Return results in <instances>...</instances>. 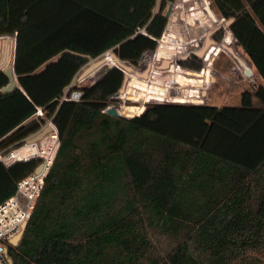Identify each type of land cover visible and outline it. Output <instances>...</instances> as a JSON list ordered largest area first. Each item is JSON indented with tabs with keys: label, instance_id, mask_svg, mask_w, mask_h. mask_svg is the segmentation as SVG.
<instances>
[{
	"label": "trees",
	"instance_id": "1",
	"mask_svg": "<svg viewBox=\"0 0 264 264\" xmlns=\"http://www.w3.org/2000/svg\"><path fill=\"white\" fill-rule=\"evenodd\" d=\"M174 1L160 0L156 12L158 0H0V36L16 34L21 85L2 92L10 79L0 71V149L42 128L39 107L59 138L9 249L13 264H264V0H212L234 18L230 30L261 79L239 106L157 103L114 116L104 109L123 84L119 67L73 85L80 100L63 99L91 58L112 50L137 64L155 50ZM41 162L0 163V203Z\"/></svg>",
	"mask_w": 264,
	"mask_h": 264
},
{
	"label": "rangeland",
	"instance_id": "2",
	"mask_svg": "<svg viewBox=\"0 0 264 264\" xmlns=\"http://www.w3.org/2000/svg\"><path fill=\"white\" fill-rule=\"evenodd\" d=\"M209 2L215 13L219 15L215 3L212 0H209ZM171 3H173V9L171 14L167 17L169 21V23L167 22L168 29L165 32L166 35L165 33L163 34V37L165 35L166 38H168L169 40L164 41V39H162L163 37L161 38L162 40L158 41L157 39L158 47L156 48L158 49L164 47L165 51H163V53L161 51H158L159 49L156 51L149 50L143 55L144 58L141 59L139 62H137V64L128 61L130 65L134 66L132 71H128L125 68L121 67L118 64V62L111 57L112 61L108 62L107 59V61L104 62L97 70H94L92 72V76L90 78L88 77V75L82 77L83 71L93 62L103 57L107 58V56H105L106 54L105 53L96 58H91L90 61L76 74V76L73 78L72 83L75 86H79V87L90 85L94 83L96 80H98L109 69L113 67H119L124 71L125 75L129 76V81H128L129 83L126 85L125 92L123 93L117 92L110 98V101L105 109L109 111V109L113 107L118 111V113L120 114L119 116L127 117V118L143 114L148 108H150L151 106L157 103H173V104H184V105L211 103V101L207 96H205L206 100L203 99L200 103H195L194 101H190V99H193L194 98L193 96L195 95L193 93V86H202L203 77L204 78L209 77L211 71V65L209 64H207L205 68L202 67L203 69L201 68V71L195 72L187 68L184 69L183 66L177 65L175 61L174 63H171V66H169V68L159 69L158 70L159 72H155L149 78H145L141 75H137V72L143 73L148 68V66L152 64L151 62H153V64H159L162 59H177L179 55L187 53L186 52L187 48H190V50L194 49L196 43L195 41L197 38L196 36L192 35L193 37L192 36L190 37L189 35L186 36L183 35V37H181L180 35H178V34H182L181 32L179 31H177L178 33L175 32L176 25L179 23L180 19L188 18L190 22H193V20L191 19L192 16L193 18L200 17L201 19L202 17H205L207 19L206 23L209 24L208 27L211 30L218 26H222L221 28H223L226 32L223 43L234 46L240 53L244 54L245 57L247 58L244 50L235 40L233 33L229 31L228 27H225L224 21L223 23H221L222 19H218V21H214L211 15L203 9L200 0H175L174 2ZM169 5L164 10L165 15L169 8ZM159 6H160V0H158L157 6L155 8L156 12L159 10ZM202 21L205 20L202 19ZM202 38L203 37H201L200 39ZM178 46L180 47L177 50L176 48ZM220 51H222V48L220 49L219 45H214L207 52L205 64L212 60L211 57L212 54L219 53ZM223 51L226 50L223 49ZM112 53L113 51H110V54ZM224 55H226V57H224L225 61L227 59H230L232 61V62L230 61V63H233V65H237V70H235L233 73L229 72V65H226L224 63H222V65H217L218 68L224 70L229 76V78L220 77L221 80L226 83V88L228 87L230 81H232L231 83L233 85V88L231 89V93H233L234 96H231L229 100H226L224 106H238L237 104L238 100H242L243 92L246 90H254V88H256L255 86L256 84L254 82L251 83L252 85L250 84L249 82L250 80L248 79H253V75L247 76L243 68L229 53H224ZM154 58H158L160 60L155 59L154 61ZM9 59L11 61L10 65H12L11 51L9 53ZM96 74L98 76H96ZM97 77L98 79H96ZM175 79H177V83H179L182 86H179L174 81ZM244 79H247L248 82H245ZM221 80L220 83H222ZM205 81L209 83L208 79H205ZM207 89L208 88H204L203 90H207ZM200 98H203V96H200ZM255 102L257 103L258 100L255 99ZM240 104L241 103H239V105ZM133 107L135 109H133ZM35 116L38 117V115L36 114ZM40 118L45 120V123L43 124L42 128L39 130L42 131L46 127L50 126L49 123L52 120V118L48 117L46 111L44 110L42 111ZM38 132L30 135L25 140H23L21 142L22 144L20 143V146L25 145V143L28 142L29 139H32V137H34ZM56 133L57 130L55 132L53 129L52 131L48 132L45 135V137L42 139V142H40L41 140L37 141L40 142L38 144L39 149H41L42 152L45 151L43 153L47 152V154L49 155V159H51V155L54 154L55 150H57L56 148L58 144H57ZM34 145L35 143L27 144V147H29L28 149H35L34 152H36V147ZM258 256L264 260V254H258Z\"/></svg>",
	"mask_w": 264,
	"mask_h": 264
},
{
	"label": "built area",
	"instance_id": "3",
	"mask_svg": "<svg viewBox=\"0 0 264 264\" xmlns=\"http://www.w3.org/2000/svg\"><path fill=\"white\" fill-rule=\"evenodd\" d=\"M10 37H11V35L0 36V71H5L8 67H11V65H10L11 61L9 59V53L11 51V60H12V46H11V43L9 42ZM162 37H163V35H162ZM161 38H159L158 41ZM223 40L224 39L219 40L220 42L217 44V45H219L220 49L222 48V50H223V47H222ZM180 41H181V39H180ZM179 47L180 46H178L176 49L178 50ZM156 50H157V48L153 51H156ZM188 50L189 49L187 48L186 52H188ZM110 51H112V50H107L103 54L106 53L105 54V56H106L108 53L110 54ZM206 56H207V54L202 59L204 61V63L206 62ZM155 59L160 60L158 58H154V61H155ZM163 60H165V59H162L160 61V63ZM174 60L176 61L177 65H180V63L177 59H174ZM175 61H173L171 63H174ZM151 63H152L151 70L149 71V76L147 78L152 76L155 72H159L157 65H159L160 63L159 64H153V62H151ZM180 66H182V65H180ZM205 66L206 65H204L203 68H205ZM200 71H201V69H200ZM212 71H213V68H212ZM174 81L177 83V79H175ZM210 82H211V80L209 81V83ZM177 84L179 86H182L179 83H177ZM72 86L73 85L70 84L67 87L65 94L63 96V99L64 100L78 101L82 97V90L80 88H77V87L72 88ZM193 93L195 95L194 96L191 95V96H193L194 98L190 99V101H194L195 103H199L204 99V98H200V96H202V91H196ZM176 100H179V99H176ZM187 101H189V100H187ZM176 102H179V101H176ZM42 111H43V108L39 107L36 115L41 116ZM104 111L107 112V109H104ZM49 125H50V127H52V129L50 131H52L54 129V131L56 132L57 127H56L55 123L53 122V119L50 121ZM56 137H57V140L59 141L58 130L56 133ZM40 142H42V140ZM40 142H37V141L32 142L29 139L28 142L25 143V145L20 146V144H15V145H12V146L7 147V148L0 149V163L5 165L6 167H11L14 164H16L17 162L29 161V160H32L35 158H41L42 159L41 163H43V165H44L43 168L39 172H37L35 169L32 173H30L29 175L22 178L17 183V188H16L15 192L10 197H8L6 200H4L2 203H0V264H11L12 259H11V256L9 254V249H10V247L16 246L12 243V239H13V237H15L18 233H20L23 230V224L25 222L29 221V219L32 215L33 209L35 207V204L37 202V199H38V197L41 193V190L43 188L45 178H46V176L50 170V167L53 163V159H54L55 154H56V152H54V154L51 155V159H49V155L47 154V152L43 153L45 151L42 152L41 149H39L38 144ZM32 143H35L34 146L36 147V152H34L35 149H28L29 147H27V144H32ZM57 148H58V146H57ZM12 264H13V262H12ZM32 264H37V263H32Z\"/></svg>",
	"mask_w": 264,
	"mask_h": 264
},
{
	"label": "water",
	"instance_id": "4",
	"mask_svg": "<svg viewBox=\"0 0 264 264\" xmlns=\"http://www.w3.org/2000/svg\"><path fill=\"white\" fill-rule=\"evenodd\" d=\"M203 9L208 12L212 19L214 21H218V19H222L225 23V27H228L229 31L230 30V25L233 23L234 18H229V19H225L224 17L218 15L217 13H215V11L213 10L209 0H200ZM173 9V3H170L169 8L166 12V16L168 17ZM219 17V18H218ZM222 26H218L214 29H210L208 31V33H206L205 38L203 40H200L198 38H196V44L193 50H189L187 53L181 54L178 56L177 60L179 61V63H181V61H185L187 60L189 57H191L192 55L203 59L205 57V55L207 54L208 50L214 46L217 45L220 41H217L213 38V35L215 34V32H217ZM232 33V32H231ZM226 34V32H225ZM225 38V35L222 39ZM191 39V38H190ZM191 43V42H190ZM193 43V42H192ZM191 45V44H190ZM194 45V44H193ZM223 49H225L237 62L238 64L243 68L245 74L247 76H251L252 75V70H251V63L245 60V58H243L240 54L237 53V51L235 50V47L232 45H227L226 43L222 44ZM112 56L116 59V61L118 62L119 65H123V68H125L128 71H132L133 67L132 65H130V63L126 60H122L119 57H117L114 53H112ZM144 58V56L142 57V59ZM106 61V57H103L95 62H93L90 66H88L82 73V77H85L87 75H89L90 73H92L95 69H97L99 66H101L104 62ZM175 61L174 59H165L163 60L159 65H157L158 69H167L169 68V66L171 65V62ZM128 62V63H127ZM151 65L150 64L148 66V68L143 72V73H139L137 72V75H141L145 78H147L149 76V71L151 70ZM181 65V64H180ZM204 67V66H203ZM5 74L8 76V78L10 79L9 83L4 86L1 91L2 92H11L13 91L16 87H20L21 85L18 81L17 75L15 74V69H14V65L11 67H8L5 70ZM129 81V76L125 75L124 77V81L123 84L121 86V88L119 89V93H123L125 92L126 89V85L128 84ZM107 113L114 115V116H119L120 114L118 113V111L115 108H111L109 109V111H107ZM52 129V127H46L45 129H43L42 131H39L34 137H32V139H30L32 142H36L39 140H42L45 135ZM43 163H41L37 168L36 171L39 172L42 168H43ZM28 222H25L23 224V230L18 233L15 237H13L12 239V243L14 245H18V242L20 241V239L23 236V233L27 227ZM12 264V262H11Z\"/></svg>",
	"mask_w": 264,
	"mask_h": 264
},
{
	"label": "crops",
	"instance_id": "5",
	"mask_svg": "<svg viewBox=\"0 0 264 264\" xmlns=\"http://www.w3.org/2000/svg\"><path fill=\"white\" fill-rule=\"evenodd\" d=\"M191 19L193 20V22H190L188 18L180 19L179 23L176 25L175 32L176 33H178L177 31L181 32L182 34H178L181 37H183V35L184 36L189 35L190 37L192 35H194L198 39H200L201 37L205 38L206 33H208V31L210 30V28L208 27L209 24L206 23L207 19L205 17H202V19L205 20V21H202V19L200 17L199 18L198 17L193 18V16ZM168 23H169V21H168ZM167 29H168V24L166 25L164 33L166 32ZM203 38L200 40H203ZM9 42L11 43V46H12V65L11 66H13L14 65V59H15V53H16V34L11 35V37L9 38ZM235 50L237 51L238 54H240L247 61V58L245 57L244 54L240 53L236 48H235ZM56 59H57V57L53 58L52 60H56ZM250 67L252 70L253 79H248V80H250L249 81L250 84L252 82H254L256 84L255 86L257 87L259 85V83H261V79H260L257 71L255 70V67L252 65ZM185 68H187L189 70H193L195 72L200 71V70H195V69H192L189 67H184V69ZM212 68H213V71H212ZM97 69H95V70H97ZM235 70H237V65H232L229 67V72L233 73ZM91 76H92V73L90 75H88L89 78ZM96 76H98V75L96 74ZM220 77L229 78V76L227 75V73L224 70L218 68L217 65H211V71H210L209 77L208 78L203 77L202 86H193V92L202 91L203 98L206 100L205 96H207L209 98V100L211 101L210 104L216 105V106H224V103H226V100H229L231 98V96H234L233 93H231V89L233 88V85L231 83L232 81H230L228 87L226 88V83L224 81H222ZM96 79H98V77ZM205 79H208V81L211 80V82L207 83L205 81ZM90 80H92V79H90ZM220 80L222 83H220ZM244 81L248 82L247 79H244ZM212 82H214V83H212ZM71 85H74V84L71 83ZM204 88H208V89L203 90ZM239 103H241V100H238V103H237L238 106H239Z\"/></svg>",
	"mask_w": 264,
	"mask_h": 264
},
{
	"label": "flooded vegetation",
	"instance_id": "6",
	"mask_svg": "<svg viewBox=\"0 0 264 264\" xmlns=\"http://www.w3.org/2000/svg\"><path fill=\"white\" fill-rule=\"evenodd\" d=\"M216 33V32H215ZM213 38L215 39V34L213 35ZM216 40V39H215ZM191 46V45H190ZM189 50H190V48H188ZM188 50V51H189ZM228 53V52H226V51H220L219 53H214V54H212V60L210 61V62H207L206 64L204 63V65H207V64H209V65H222V63H224V64H226V65H229V67L230 66H232L233 64L232 63H230V60L229 59H227L226 61L224 60V57H226V55H224V53ZM191 57H193V55L191 56ZM191 57H189V58H191ZM204 62V61H203Z\"/></svg>",
	"mask_w": 264,
	"mask_h": 264
},
{
	"label": "bare ground",
	"instance_id": "7",
	"mask_svg": "<svg viewBox=\"0 0 264 264\" xmlns=\"http://www.w3.org/2000/svg\"><path fill=\"white\" fill-rule=\"evenodd\" d=\"M113 58H114V57H113ZM114 59H115V58H114ZM106 61H107V58H106ZM106 61H105V62H106ZM120 66L123 67V65H120ZM109 70H110V69H109ZM109 70H108V71H109ZM108 71H107V72H108ZM103 75H104V74H103ZM103 75H102V76H103ZM102 76H101V77H102Z\"/></svg>",
	"mask_w": 264,
	"mask_h": 264
}]
</instances>
